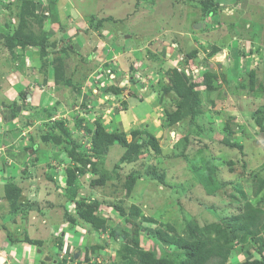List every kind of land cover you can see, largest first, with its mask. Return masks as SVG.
<instances>
[{
    "label": "rangeland",
    "instance_id": "obj_1",
    "mask_svg": "<svg viewBox=\"0 0 264 264\" xmlns=\"http://www.w3.org/2000/svg\"><path fill=\"white\" fill-rule=\"evenodd\" d=\"M57 9L62 10L58 13ZM83 22L89 26L84 33L80 31ZM47 26L57 28L54 31L60 36L65 31L71 34L63 39ZM94 32L109 35L114 44V65L106 66L114 74L120 70L131 78L141 69L147 89L135 88L133 79L122 87L126 78L120 82L116 75L115 87L121 92L110 97L117 103H110V109L97 103L94 111L98 115L93 117L87 116L88 104L93 103H78L79 91L71 90L66 106L73 117L65 122L52 112L54 108H38L36 98L30 102L25 93H15L10 100L0 90V103L8 101L10 113L22 115L15 127L6 121L11 115H0V123H4L0 126V234L59 245L65 236L60 231L51 235L52 229L57 233L61 224H68L69 214L76 215L78 206L99 200L103 203L100 215L109 224L107 233L90 231L91 226L83 222L77 230L72 225L66 229L78 244L75 253L85 252L83 245L87 244L107 247L91 253L94 259L84 264L136 262L133 251L138 238V247L151 251L156 259L180 264L185 252L161 245L156 235L159 230L169 233L173 228L184 239L191 230L206 235L208 226L233 225V218L246 203L264 209V187L260 192L258 188L264 183V128L257 124L264 119V0H44V8L39 0H13L7 8L0 4V56L6 52L9 58L17 57L16 68L29 79L35 76L31 69L39 67L42 84V72L49 66L46 54L54 69L63 67V76L67 73L77 87L86 82L92 67L90 49L76 51L72 43L79 38L88 47ZM16 33L40 47L48 44L47 52L23 47L21 41H14ZM19 46L28 51L31 68L25 66ZM134 54L138 58L131 56ZM173 69L191 82L202 83L208 71L218 75V88L212 95L204 86L195 89L199 104L193 122L188 111L191 101L169 91ZM251 71L255 72L254 90L250 89ZM66 81L59 79L52 84L58 87L51 90L45 87L44 98L53 97L51 105L57 102L55 96L61 99ZM148 82L151 86L146 87ZM35 90L40 95L41 90ZM141 98L149 103H133ZM130 105L137 107L139 115L140 108L144 114L142 124L126 129L128 140H132V130L141 129L157 137L160 151L143 136L128 149L115 144L104 156L95 155L91 140L96 120L102 115L100 121L109 132H124V120L138 115L136 108L127 114ZM180 105L181 122L168 125L167 113ZM34 144L38 145L35 152L30 149ZM78 158L84 163L76 162ZM68 168L76 169L72 186L67 184ZM131 176L136 180L132 188ZM97 179L104 184L93 186ZM235 236L227 264H243L260 258V251L264 253V232L246 242L242 233ZM81 258L73 257L71 264H81Z\"/></svg>",
    "mask_w": 264,
    "mask_h": 264
},
{
    "label": "trees",
    "instance_id": "obj_2",
    "mask_svg": "<svg viewBox=\"0 0 264 264\" xmlns=\"http://www.w3.org/2000/svg\"><path fill=\"white\" fill-rule=\"evenodd\" d=\"M10 5L6 6V8L9 7ZM206 7L208 8V6ZM212 13L213 11H209V14ZM100 25L101 23L98 24V26ZM14 41L15 42L21 41L23 47L25 48L37 47L38 49H43V52L45 53L47 52V48H49L48 44H41L42 47L41 48L39 44L36 43V41H33L19 33H16L14 35ZM10 47L11 50L15 49L14 45L13 46L11 45ZM19 48H20L19 51H23L22 47L19 46ZM193 54L194 55L192 56H195L197 53H193ZM213 55H215V53ZM46 56L48 55L46 54ZM54 70H55V78L57 83L58 80L63 77V67L58 66ZM131 81H133V83H136V81L134 80V76H133V80ZM67 83L68 85H73V81L71 79ZM168 83H169L168 86H170L169 89L170 93L172 94L174 93L176 97H180L183 100L189 99L191 101V104L188 106L189 107L188 111L191 113L192 116L191 122H193L194 116L198 112L196 106L199 104V95L195 91V89L199 86H204L206 88L207 93L212 95L217 91L218 88V75L215 71L214 72L208 71L203 75L202 83H199V81L191 82L184 73L176 69H173L172 71H170V77ZM254 88H255V72L251 71L250 89L254 90ZM105 90L110 94H116V95H119L121 92V90L116 88L114 85H109V87H107ZM140 101H143V98H141ZM182 110L183 107L182 105H180L178 109H176L174 112L167 113L168 125L174 126L181 122L183 117ZM61 120L64 121V119ZM96 121L97 123L95 125V129L93 131L92 140H91L92 149L95 155L104 156L107 150H109V148L115 144H118L121 147L128 149L132 147L134 141L141 139L143 136H147V143L155 151L157 152L160 151V145L157 137L148 132H144L141 129L132 130L130 133L132 136V140L129 141L126 132H121L119 130L109 132L103 126L100 119ZM257 124L260 125L262 128H264V119H258ZM228 128L229 126L227 125L225 129ZM37 148L38 145L34 144L30 149L33 152H35ZM76 162L84 163V161L80 158H78ZM67 174H68L67 184L72 186L73 184H75L77 178L76 169L68 168ZM135 181H136L135 177L131 176L130 188L133 187ZM103 184H104L103 179H97L92 181L93 186L103 185ZM263 187H264V183L260 182L258 186L259 192L262 190ZM259 192H257V194ZM14 194H18V193L14 192ZM102 206L103 203H101L99 200H92L88 204H83L78 206L76 215L74 216L69 214L68 218H66V221L71 223L72 226L75 227H77L80 224V222L81 223L83 222L91 226L90 231L105 234L109 230V224L107 219L104 216L100 215V210ZM115 210L120 215H123V212L121 211L122 209H120L119 207H116ZM233 222H234L233 225L231 223H226L224 227L220 225L208 226L204 229L205 231H207L206 235L202 234L201 231L197 232L191 230L190 237L185 239L180 235L176 234L173 228H170L169 233H165L159 230L156 235L161 245H167L168 247L174 246L175 248L181 249L185 252V258L181 260L180 264H227L233 250L232 242L233 240L236 239L235 236L236 232L242 233V241L244 242H246L248 238L255 236L258 237L261 235L262 232H264V209L258 206L256 207L251 203H246L243 206L242 212L240 214H237V216L233 218ZM8 238L10 242L14 244L25 241L38 248H42L44 245L41 239H32L28 236H26L24 239H20V238L15 239L9 234ZM60 242L61 243L59 245L57 244L56 245L59 252H62L64 251L65 238L63 237L62 239H60ZM139 244H140V239L138 238V241H136V246L138 247ZM87 245L85 246L83 245L86 260H90L91 258L90 252L94 254L95 252L97 253L98 251L106 248L105 245H101V244H96L91 247ZM137 247H135L133 251L137 255L136 262L128 259L127 261H124V263H120L122 260L121 261L118 260L113 264H127V263L172 264L171 261H168L166 259H156L155 255L149 250H143L142 248L140 247L137 248ZM260 255H261L260 258L249 259L248 261H245L243 264H264L263 251H260ZM51 257L55 259L54 256L51 255ZM66 262L67 260H64L63 264H65ZM42 264H48V263L42 260Z\"/></svg>",
    "mask_w": 264,
    "mask_h": 264
},
{
    "label": "crops",
    "instance_id": "obj_3",
    "mask_svg": "<svg viewBox=\"0 0 264 264\" xmlns=\"http://www.w3.org/2000/svg\"><path fill=\"white\" fill-rule=\"evenodd\" d=\"M39 2L41 4L42 8H44V0H39ZM62 9H60L59 11L57 9L55 12L60 13V11ZM84 24H85L84 22L81 24V27L84 28V29H80V31L82 33L86 32L87 27L89 28V26H87V25L85 27ZM47 27H49L50 31L53 32L56 36L63 38V39L67 38L69 36V34H71V31L69 32V31L64 30L65 32H62V34L60 36L58 33H56L54 31L57 28L54 27L53 28L54 30H52L51 28L53 26H47ZM98 31H100V30H98ZM58 32H59V29H58ZM97 33L99 34L98 38L96 37ZM97 33H95V32L92 33V36H91L92 40L90 39L88 47L83 45L80 42L79 38L78 39L73 38L75 41H74V43H72V45L76 51H81V50H83V48H86L88 50L90 49L89 50L90 55L88 56V59L90 61L89 64L92 65V67L89 69L90 71L87 74L86 82H84L80 87H77L76 83L73 85H68L67 82L70 80V78L67 77V73H66L65 76L62 77L63 82H65L67 80L66 85L64 86V90H63L64 92L62 94V97L60 96L61 97V99H60L59 96H55L57 102L54 103L53 105H51L53 101L50 100V99L53 100V97L48 98L49 100L47 99V97L44 98V95H47L46 91H47V89H49V87H50L49 90H51L52 87H56V88L58 87V86H56V84H55V86H52V84L54 85V82L56 83V78H54L55 70H54L52 61L50 59V54L48 56H46V57H48L49 66L47 69H45L46 70L45 72H42L43 73L42 75L44 76V82L42 84L41 83L42 81H40L41 79H40L39 67H37L35 69L34 68L31 69L32 71L34 70L35 76L33 79L32 78L29 79L25 76V74L23 73L22 70H19L18 68H16L18 66L17 65L18 64V62H17L18 58L11 56V58H12L11 59L8 56L9 53L6 54V52H3L2 56H0V90L2 91L3 95L8 96V98L10 97V100H11V99H13L12 96L15 95V93H17L16 94L17 96L20 94L23 95V93H25L27 95L28 101H30V102L34 101V99L36 98L38 108H41V107H43V108H47V107L48 108H54L52 112L56 113L58 115L57 116L58 119L63 118L64 120H67V119H70L73 117V116H71L72 110L67 109V106H66L67 105L66 103H69V101H67V99H68L67 97H69V93L71 92V90L73 92H75L76 90L79 91V95H78L79 102L78 103H93V104H88L89 107L87 109V116L93 117L94 114L98 115V114H96L98 111H94V108L96 106H98L97 103H104L105 109H108V108L110 109V106H109L110 103H117V102L112 101V97H110V93L105 90L106 87L101 88L98 85H96L98 82H95V79H97V77H99L101 75H105L107 77L105 72H107L108 70L113 71V69H111L110 67L108 68L106 65L109 63L111 65H114L113 61L111 60V58H112L111 57L112 47L114 44H112V42L108 39L109 35L104 36L101 32H97ZM51 38H52V36H51ZM72 45H70V46L73 49ZM34 50H36V48H34ZM128 52H130L129 49H128ZM21 54H25V57H24L25 58V64H26L25 66H29L28 64L31 63L30 62L31 60L27 56L28 51L23 50V51H21ZM38 56L39 55L37 53L34 54L35 58ZM131 56H134V58H138V56L136 54L131 55ZM135 62L136 63H142L139 59H137V61L135 59ZM36 64H38V62ZM8 67H11V68H8ZM29 68H31V67L29 66ZM136 68H137V66H136ZM147 68L148 67L146 66V68L144 69L143 72L146 73ZM206 69L208 70V68H206ZM118 72H120V70H118L117 72L115 71V73L117 74V77H118V75L120 76V78L118 77L119 81L123 78H126V80H123L125 82L120 81L123 85L122 87H126L127 86L126 83L127 84L130 83V82H128V80H129L128 78L131 75L128 72H127L128 74H126V75H123L122 72H120L121 74H119ZM113 73H114V71H113ZM141 73H142V71H141ZM31 76H33V74ZM83 76H85V75H83ZM44 83L48 84V85L45 86ZM135 84H133V85H135V88L140 87L139 88L140 91L144 92L147 89L143 86L145 83L140 84L139 82H137ZM149 86H151V84L146 83V87H149ZM42 87H44L43 90H41ZM45 87H47V89ZM36 88H39L41 90L40 95H38V96L36 95V92H34V90ZM78 88H80V89H78ZM34 93H35V95H34ZM133 103H149V102H148V100L143 99V101H138V102L133 100ZM9 104L10 103H8V101L6 103H4V105H6V106H4L3 104L0 103V115H2L4 113H8L9 115H11V118L9 117L10 119H7L6 121H7L8 125L15 127V124H17V121L20 120L22 115L17 114L16 112H15V115L12 112L10 113L11 110L9 109L10 108ZM13 104H16V106L18 107V103H13ZM130 107L131 108L126 111L127 114H129L132 109L136 108L138 115L135 116L134 120H131L130 116H128L127 119L124 120L125 124H126L124 132H127L126 129H129L128 127H130V126H133V125L135 126V124L140 125L143 123L142 122L143 121L142 117L144 114L143 110L140 108V110L142 111V115H139L137 107H134L132 105H130ZM107 111L110 112V110H107ZM101 116L102 115H100V118L103 119V117H101ZM54 118L55 117H53V119ZM145 119H146V115H145ZM1 125H4V123L3 124L0 123V126ZM7 170H10V169L7 168ZM67 223L68 224H66V223L61 224L59 230H56L57 233H55V231L53 229L51 231V235H53V236H57L59 231L61 232V234H60L61 236H65L64 237L65 238V246H64V251H62V252H59L56 244H52L51 246H49L48 244H46V241H43L42 239L41 240L43 241L44 245L42 248H38V247L33 246L30 243L25 242V241L20 242V243H15V244L11 243L9 238H8V235L10 233H8L6 235L0 234V264H42V260L45 261L44 258L46 256L51 257V255L54 256L55 259H53L51 257L54 261L51 263L47 262L48 264H59V263L63 264L64 260H67V262L65 264H71L72 257H74V259L76 260L75 255L77 252L80 253V257H82L80 259L81 264L88 263L89 261L93 260L94 256L91 255V252H90V257H91L90 260H86L85 252L77 251L75 253L74 250H76L75 247L78 244H74L73 239H71L69 237V235L71 233H68L66 231V229H69V226L72 224L69 222H67ZM63 227L65 229H62ZM72 228L77 230V227H75V226H73ZM10 235L16 239V237H14L12 234H10ZM66 235H68V238H66ZM82 243H83V241H81L79 244L82 245ZM102 250H104V249H102ZM45 251H47V252H45ZM48 251H49V253H48ZM39 254L42 257H40ZM83 256H84V258H83ZM76 264H78V263H76Z\"/></svg>",
    "mask_w": 264,
    "mask_h": 264
},
{
    "label": "built area",
    "instance_id": "obj_4",
    "mask_svg": "<svg viewBox=\"0 0 264 264\" xmlns=\"http://www.w3.org/2000/svg\"><path fill=\"white\" fill-rule=\"evenodd\" d=\"M13 0H0V4L2 6H8ZM182 59L184 58L183 56L181 57ZM198 70H195V73H197ZM105 74L107 75V77L105 75H101L99 77H97V79H95L96 82H98L100 85L102 84H106V85H114L117 86L116 83L114 82V80H116V73L114 74L112 70H108L107 72H105ZM134 80L137 82H139L140 84H143L144 82H146V77L141 73L140 70L136 69L135 73H134ZM128 78V77H127ZM128 79H133V78H128ZM151 81V78H149ZM149 81V82H150ZM147 84H150V83ZM97 83V84H98ZM96 84V85H97ZM98 85V86H100Z\"/></svg>",
    "mask_w": 264,
    "mask_h": 264
},
{
    "label": "water",
    "instance_id": "obj_5",
    "mask_svg": "<svg viewBox=\"0 0 264 264\" xmlns=\"http://www.w3.org/2000/svg\"><path fill=\"white\" fill-rule=\"evenodd\" d=\"M74 17H76V14H74ZM79 256H80V253L77 252L76 255H75V258L78 259ZM44 259H45L46 262L53 261V259L50 256H46Z\"/></svg>",
    "mask_w": 264,
    "mask_h": 264
},
{
    "label": "clouds",
    "instance_id": "obj_6",
    "mask_svg": "<svg viewBox=\"0 0 264 264\" xmlns=\"http://www.w3.org/2000/svg\"><path fill=\"white\" fill-rule=\"evenodd\" d=\"M12 2H13V1H12ZM12 2H11V3H12ZM11 3H10V4H11ZM10 4H9V5H10ZM183 57H184V55H183ZM183 59H184V58H183ZM177 70H178V69H177ZM178 71H180V70H178ZM180 72H181V71H180ZM51 262H52V261H51Z\"/></svg>",
    "mask_w": 264,
    "mask_h": 264
}]
</instances>
